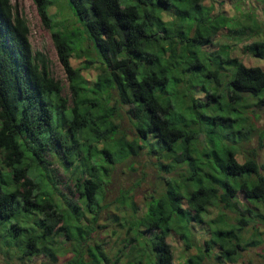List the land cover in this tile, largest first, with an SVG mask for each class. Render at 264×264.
<instances>
[{"label":"trees","instance_id":"16d2710c","mask_svg":"<svg viewBox=\"0 0 264 264\" xmlns=\"http://www.w3.org/2000/svg\"><path fill=\"white\" fill-rule=\"evenodd\" d=\"M252 2L69 0L98 55L100 71L89 83L82 69L71 63L75 55L89 56L87 48L79 50L85 39L76 45L75 31L56 28L49 14L52 3L33 0L67 78L68 99L62 95L61 81L51 73L48 56L33 51L17 5L0 0L3 254L20 260L42 255L52 264L67 254H71L67 264H121L118 256L114 261L108 258L103 239L94 238L106 227L100 220L107 219L125 229L123 243L135 254L126 264H200L215 250L214 259L221 262L255 245L241 233L249 206L264 205V164L257 162V151L264 156V127L256 130L253 119L244 114V95L253 98V107L264 109V69L231 55L235 44L216 40L221 32L233 42L250 36L254 40L242 52L264 58V35L256 40L261 22L246 15L252 9L246 3ZM255 2L264 5V0ZM223 3H238L244 12L230 17ZM197 72L216 81L212 89L203 88L205 100L198 104L191 100L197 93ZM224 82L225 98L219 89ZM172 83L178 98H188L182 108L174 107ZM123 109L135 131L129 140L116 117ZM200 133L204 145L199 150ZM254 137L256 148L238 161L234 143ZM215 139L228 147H220ZM142 150L160 159L158 166L169 174L165 188L160 192L145 188L148 193L139 204L128 190L120 192L110 210L105 200L109 166ZM53 159L62 171L70 172L69 191L75 200L60 193L50 168ZM220 204L232 211L240 208L236 224L230 225L220 211L211 215L210 210ZM196 228L207 239L198 246L199 253L191 255ZM175 243L181 250L177 257Z\"/></svg>","mask_w":264,"mask_h":264},{"label":"rangeland","instance_id":"374dc122","mask_svg":"<svg viewBox=\"0 0 264 264\" xmlns=\"http://www.w3.org/2000/svg\"><path fill=\"white\" fill-rule=\"evenodd\" d=\"M52 4L49 7V14L52 18V20L55 22L56 28L60 31H63L64 28L69 29V31H75L76 33V40L74 43L76 45L79 44L82 39H85L83 43L80 45L79 50L85 51V49H88L89 56L84 57L82 55H79L78 57L75 55L73 56L71 63L74 67H78L82 69L83 76L89 80V83H92L96 77V75L100 71V65L96 63L98 61V55L96 51L93 49L92 44L87 40V33L84 31L81 24L78 22L76 17L73 15V11L69 5V0H49ZM13 5H17L18 10L20 14L26 19L28 28H29V41L31 43L33 51H41L44 53L48 58L50 59V68L52 75L61 81L63 89H62V95L67 96L68 99L70 97L69 89H68V81L64 74V71L62 70V67L58 61L56 50L54 47V44L51 40L50 32L49 30L43 26L41 23L40 17L38 15L37 9L35 4L33 3V0H12ZM249 4V7H252V9L247 10L246 15L253 16L261 22V30L259 34L256 36V40H262L264 35V5L261 3H256L255 0H253L252 3H246ZM233 3H223V9L227 11L230 17L235 16L238 17L242 11H240V8L238 7L239 4L236 3V10L234 8ZM242 5V3H241ZM243 17H241L242 19ZM257 21V22H258ZM60 22V23H59ZM263 23V24H262ZM81 29H80V28ZM64 32V31H63ZM218 43H229V44H235L232 47V54L233 56L239 57L246 65H260L264 69V58L257 59L256 57H253L252 53L247 50L242 52V47L246 44H249L254 40V38L244 37L242 40H235L236 42H233L231 38L224 37V32H221V34L216 39ZM218 46L211 48L217 49ZM86 59H89L93 61L92 64H86ZM96 61V62H95ZM197 76V93L194 94L193 103H197L199 100L202 102V100H205L204 96V89H212L215 87L216 81L214 78H204L202 77L201 72L196 73ZM175 83H172L169 89L170 94L172 95V99L174 101V107L182 108L184 105L183 102H187L188 98H178L175 93L171 91L173 89L172 87H175ZM180 87H183V84H179ZM177 86V85H176ZM219 89L222 91V97L225 98L228 84L224 82L219 86ZM116 97V94H113V98ZM246 99V106L244 110V114L249 116L250 119H253L254 126H256V130H261L264 127V109H257L253 107V98L247 95H244ZM226 100V99H225ZM113 101V100H112ZM113 103V102H111ZM198 104V103H197ZM244 105V103H243ZM197 108L199 107L196 105ZM192 106L191 108H193ZM125 109L120 110L116 117H120L118 119L119 122V129L125 133L127 136V139H132L135 137V131L133 129V126L129 123V121L125 117ZM95 114H97V111H94ZM175 114H178L177 110H175ZM180 120L184 121L183 114H179ZM257 119V121L255 120ZM117 122V123H118ZM248 122V119L246 120V123ZM204 136L202 133H200V136L198 138L197 148L200 150L202 149L204 143H203ZM257 139L254 137L249 141H241V143L235 142V147L238 149L237 153V159L238 161L244 160L246 155L248 153H251L254 148H256ZM215 142L218 143V141L215 139ZM194 143V141H193ZM220 144V143H218ZM228 147L224 144H220V147ZM220 147L216 149L218 151V155L221 154ZM209 155V153H208ZM210 157V156H209ZM158 156L156 155H148L145 150H142L139 152L137 156H133L129 160H117L116 164L117 166L110 165V177H109V184L106 187V193H105V200L107 203H109L110 210L114 208V206L117 205V199L116 197L119 196L120 192H123L125 190H128L130 192V195L134 194L135 201L137 204L141 203L144 200V196L148 193V190H145V188H149L151 191H153L152 188L157 190L158 192L163 190L165 188L164 179L169 176V174L163 169H161L158 166ZM102 160H97L98 165L102 164ZM210 162H212L210 160ZM257 162L259 165L264 164V156L262 152L257 151ZM165 164V161H163ZM214 165V163H211ZM133 166V169H132ZM54 170V176L57 180V185L59 188V191L62 195H66L71 200H75L76 196H72L70 193V189L73 188L72 181L70 180V172L65 173L60 168L57 161L53 159V164L50 167ZM180 169L177 170V174L175 176H179ZM211 173L213 171H210ZM263 171H261L262 173ZM189 174V171L188 173ZM135 182H139V186H134ZM178 182V181H177ZM185 184L183 181H179L178 185L183 186ZM177 185V184H176ZM175 185V186H176ZM221 192V191H220ZM241 197V196H238ZM251 212L245 213L246 224L243 225L242 230V239L245 241H249L254 243L255 245H249L244 251H240L238 256H234L232 260H226L223 259L221 262H217L214 259L215 253H217V250L213 252V254L209 257L204 256L202 258V261L200 264H264V205L259 204L257 205V208L253 206H249ZM238 209V210H237ZM235 211L223 208V204H220L217 206V209L212 208L210 210L211 215L214 217L217 215V211H220L224 216L227 222L230 225L236 224L237 219L240 215V208H237ZM113 211V210H112ZM101 225H106L103 229H98L97 234L94 238L99 239L98 241L101 242V239L104 240V244L102 246L104 252L108 256V258L111 261H114L115 258L118 256L119 260L121 261V264H126L128 260H133V256L135 255L134 252H130L129 247L123 243V240L125 238V229H120L118 226V223L114 222V220H100L99 222ZM202 227V226H201ZM195 229V236L193 239V244L195 246H192L190 249L191 255H197L199 253L198 246H202L205 239H207V235L201 231V228ZM61 239V238H60ZM172 242V239H169ZM1 238H0V264H52L46 257L40 255V256H34L30 260H20L15 256H7L3 254L4 249L1 248ZM179 248V249H178ZM174 254L177 257L178 253L180 255V247L175 243L173 245ZM131 256L128 258L126 257L127 253ZM15 255V253H14ZM71 257V254H67L65 256H59L57 259V262L55 264H67V261Z\"/></svg>","mask_w":264,"mask_h":264}]
</instances>
